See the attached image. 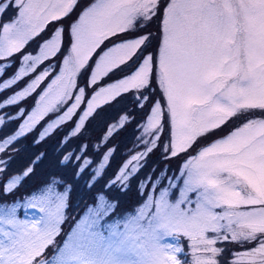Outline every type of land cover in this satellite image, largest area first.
<instances>
[{
    "label": "snow or ice",
    "instance_id": "1",
    "mask_svg": "<svg viewBox=\"0 0 264 264\" xmlns=\"http://www.w3.org/2000/svg\"><path fill=\"white\" fill-rule=\"evenodd\" d=\"M79 6L80 0H0V73L8 67L3 61L21 53L49 23ZM10 8L15 15L5 22ZM157 16L161 32L155 56L144 54L152 34L141 31L114 44L99 56L94 68L89 67L105 40L140 31ZM69 37L59 74L18 130L6 139L0 137V153L7 155L14 141L69 100L74 102L48 124L41 140L74 115L78 122L73 121L70 134L77 135L103 104L134 90L139 93L138 103L148 106L143 127L148 139H142L144 151L133 155L111 183L126 185L143 167L141 162L160 146L166 121L165 158L182 154L187 158L179 175L165 177L167 187L152 183V192L158 195H148L120 219L105 221L115 205L101 197L100 204L89 209L59 244L68 190L58 191L53 181L27 198L0 202V264H220L219 257L226 251L217 247L221 243L250 245L232 252L225 264H264V116L245 119L226 135L197 146L242 114L264 113V0H90L70 26ZM63 42L60 26L38 54L23 55L24 66L0 84V91L57 56ZM134 58L139 63L131 73L98 87L85 101L89 84L97 85ZM84 72H90V80L79 87L78 77ZM48 76L45 69L22 91L0 101V109L29 96ZM154 80L164 104L145 95L152 91ZM73 90L78 92L74 98ZM82 103L86 107L78 114ZM24 114L23 109L18 113ZM0 125H5L4 116ZM108 159L109 155L103 156L96 175L102 174ZM91 163L85 160L80 171ZM9 167L8 160L0 159V196L12 194L33 172L28 166L8 173ZM173 190L179 192L174 201ZM21 209L23 217L18 215ZM49 248L53 249L50 256Z\"/></svg>",
    "mask_w": 264,
    "mask_h": 264
},
{
    "label": "trees",
    "instance_id": "2",
    "mask_svg": "<svg viewBox=\"0 0 264 264\" xmlns=\"http://www.w3.org/2000/svg\"><path fill=\"white\" fill-rule=\"evenodd\" d=\"M88 3H90V0H80V6L67 16L69 17L67 21L65 20L67 17H64L58 22L49 23L38 38L29 41L21 53L14 54L12 59L15 64L21 61L20 59L25 53L36 51L41 41L50 36L53 26H59L61 22H64L63 26L69 24ZM14 13L10 12L8 15L6 13L3 19L14 17ZM141 31L152 34L151 43L145 49L144 54L151 52L155 56L161 32V19L159 16L154 18L140 31L127 32L105 40L93 55L92 60H90V66H94L96 58L105 49L118 41L140 35ZM66 48L67 46L64 44L61 52L56 56L57 59L65 54ZM49 61L46 60L38 65L34 73L43 69ZM138 63L139 60L134 58L127 65L121 66L119 70L109 73L100 83H108L131 73ZM58 65L59 63H54L53 71L58 70ZM10 69L11 66L6 71V74H8ZM46 82L40 86V91L44 88ZM23 85L22 81H20L18 84L0 91V101L8 98L14 93L13 91L16 88ZM151 87L152 91L145 92V95H148L152 100H160L162 103H165L161 89L157 86L155 80ZM39 92L36 91L35 93ZM25 100L26 98L15 105H5L3 109H0V116L5 117V125H0V137L6 139L8 135L18 130L20 118L16 117L15 114L20 111L17 107L21 108ZM30 101L29 103H31ZM141 105H143V102L138 103L134 91L123 93L98 108L93 117L89 118L86 122L81 132L75 136L70 134L75 126L73 124L75 120L73 119L61 124L52 134L41 140L40 132L47 123L46 119L41 120L31 132L26 133L25 136L19 137L18 141L13 142L14 148L9 146L6 149L7 155L0 153V159L9 161L10 167L7 169L8 173H19L28 166L33 167V172L22 181L12 194L1 196L2 201L24 197L55 181L61 191L68 190L69 192V207L66 210L67 223L63 226L64 230H67L66 226L68 224H72L70 219L77 218L88 207L94 205L100 195H106L110 200L115 201L117 205L116 211L119 214L136 208L148 195V190L143 189L142 181L146 182L148 177H152L154 181L161 173L170 175L178 172L180 166L187 158L183 154L179 157L165 158L163 145H167L169 141V127L166 121L161 140L158 142L160 146L146 157L143 167L130 177V183L126 187L120 183L115 185L111 183L115 180L124 162L138 149L143 148L140 134L146 114L148 113V106L144 105L142 107ZM23 110L26 111L27 108L25 107ZM261 116H264V113L259 110L242 114L239 119H232L226 126L202 138L197 146L205 145L213 139L226 135L232 129L238 127L245 119ZM9 117H13L14 119H9ZM123 118L126 119L125 122L111 131L113 126L119 124ZM106 154L109 155V159L105 163L104 170L102 174L96 175V169ZM65 156H71V159L64 160ZM76 157H80V159H76ZM85 160H90L92 163L81 172L80 168ZM111 215H114V213L112 212ZM219 245L226 249L223 255L219 257L220 264H225V261L230 260L232 258L231 253L235 252L236 248L243 249L250 246L245 244L243 247L241 245L236 247L237 243H221Z\"/></svg>",
    "mask_w": 264,
    "mask_h": 264
},
{
    "label": "rangeland",
    "instance_id": "3",
    "mask_svg": "<svg viewBox=\"0 0 264 264\" xmlns=\"http://www.w3.org/2000/svg\"><path fill=\"white\" fill-rule=\"evenodd\" d=\"M10 12H15V9L14 8H10L8 11H7V15L10 13ZM15 14V13H14ZM80 14V13H79ZM78 14V15H79ZM78 15H77V17L72 21V22H70L69 24H65L64 26H63V24H64V22H61L60 23V25L58 26H56V27H52L51 29H52V32L50 33V36L49 37H47V39H44L43 41H41V43L39 44V46L37 47V50L36 51H34V52H28V53H25L24 55H26V54H33V55H35V54H38V52H39V48H40V46L46 41V40H48L50 37H51V35L53 34V32H54V30L57 28V27H60V26H62L63 28H64V42H63V47H64V44L67 46V48H66V50H65V54L61 57V58H59V59H57L56 58V56L55 57H51L49 60V63L43 68V69H41V70H38L36 73H34V72H29L28 73V75L27 76H25V77H22L21 78V80H19V81H17L16 82V84H18L20 81H22V83L24 84L23 86H19L18 88H16L13 92L14 93H12L11 95H14L16 92H19V91H22L24 88H26L31 82H32V80H34L38 75H40V73H42L45 69H48L49 70V76L48 77H46L45 78V80L44 81H42L41 83H40V85L36 88V90L34 91V92H32L29 96H26V97H24V98H26V100H25V102H24V105H21V108L20 107H17V109H19V110H21V109H23V108H27V110L26 111H24V115L23 116H20V115H18V113L17 114H15V116L16 117H18V118H20L19 119V121H20V124H22L23 123V121L27 118V115H29V114H31V112L33 111V109L37 106V104H38V102H39V97H40V95H42L43 94V92L47 89V87H48V85L49 84H51V82H52V80L53 79H55V76L56 75H58L59 74V71H60V68L62 67V59H63V57L67 54V50H68V48H69V46H70V37H69V28H70V26L77 20V18H78ZM68 18L69 17H67V18H65V20L67 21L68 20ZM11 19V18H10ZM9 19H4V21L5 22H7ZM46 29V28H45ZM146 33H148V32H146ZM41 34V33H40ZM40 34H39V36H40ZM39 36H37L36 38H38ZM35 38V39H36ZM129 39V38H128ZM124 40H127V39H124ZM122 41V40H121ZM120 41H118L117 43H119ZM117 43H115V44H117ZM114 45V44H113ZM113 45H111L110 47H108L107 49H105L100 55H103V53L105 52V51H107L109 48H111ZM101 46V45H100ZM98 50V49H97ZM96 50V51H97ZM95 54V53H94ZM93 54V55H94ZM99 55V56H100ZM23 57V56H22ZM21 57V61H18L16 64H15V62H14V60L12 59V57L11 58H9L8 60H6V61H3L2 63H6L7 65H8V67H7V69L5 70V72L4 73H0V84H2L3 82H4V80H6V79H12L16 74H18V72H19V69L22 67V66H24V64H25V62L23 61V58ZM99 59V57H97L96 58V60H98ZM30 63V62H29ZM54 63H59V68H58V70H56V71H53V67H54ZM10 66H11V69L9 70V72H8V74H6V71L10 68ZM89 67L90 68H94V66H90V64H89ZM37 68H38V66H37ZM36 68V69H37ZM53 71V72H52ZM88 74V75H87ZM129 74V73H128ZM128 74H126V75H128ZM52 75V76H51ZM126 75H124V76H122V77H120V78H118V79H115V80H113V81H111V82H108V83H100L101 82V80L98 82V84L97 85H90L89 84V86L87 87V89H86V96H85V101H87L89 98H90V96L93 94V92H94V90H96V89H98V87H104V86H107V85H110V84H112V83H114V82H116V81H118V80H120L121 78H123V77H125ZM51 76V77H50ZM50 77V78H49ZM85 77H86V80H85ZM90 80V72H85V73H83L81 76H79L78 77V86L79 87H85V85H86V83L88 82ZM45 81H47L46 82V85L44 86V88L40 91V86L42 85V84H44V82ZM16 84H14V85H16ZM11 86H13V85H11ZM10 86V87H11ZM4 90V89H3ZM39 92V93H35V92ZM134 91V90H133ZM135 92V91H134ZM78 94V92H76V90H73V93H72V95H73V98L75 97V95H77ZM10 95V96H11ZM135 95L138 97L139 96V94L137 95V93L135 92ZM23 98V99H24ZM22 99V100H23ZM29 100H31L30 102L31 103H29ZM21 101V100H20ZM160 101V100H159ZM19 102V101H18ZM74 102V99H72V100H69L67 103H65V104H63L62 106H59L58 107V110H56V111H53V112H50L48 115H46L45 117H44V119H46L47 120V123L45 124V126L43 127V129L41 130V132H40V134L47 128V126H48V124L49 123H52L53 121H55L56 119H58V117L59 116H61V115H63V113L67 110V108L68 107H70L71 106V104ZM140 102H143V101H140ZM161 102V101H160ZM67 104V105H66ZM161 104H164V103H162L161 102ZM86 107V104L85 103H82L81 105H80V109H77V113L79 114V112L82 110V109H84ZM62 108H64L63 110H62ZM75 120V121H77V116L76 115H74L73 116V118H72V120ZM71 120V121H72ZM125 118H123L122 120H121V122L119 123V124H117L115 127H113L112 129H111V131L112 130H114L116 127H118V126H121L124 122H125ZM67 121H69V120H66L65 122H67ZM64 122V123H65ZM78 122V121H77ZM144 125H145V121H144V123H143V126H142V130H141V143H142V139L143 140H147L148 139V137L147 136H145L144 135V133H143V127H144ZM75 127V126H74ZM56 130V129H55ZM55 130H53V132L55 131ZM53 132H51L50 134H52ZM143 144V148L141 147L140 149H138L134 154H132L125 162H124V164L123 165H125L126 163H127V161L128 160H130L131 159V157L133 156V155H135V154H137V153H139V152H143L144 151V147H145V145H144V143H142ZM159 144V143H158ZM145 161H142L141 163L143 164ZM104 163H106V162H104ZM183 164V163H182ZM182 166V165H181ZM181 166H180V168H181ZM123 167V166H122ZM180 168H179V170H180ZM121 170V169H120ZM179 170H178V172H176V173H172V174H164V173H161L160 175H159V177L158 178H156L154 181H151V182H149L148 180L143 184V189L145 190V189H147L148 190V195H158V192L157 193H153L152 192V187H151V184L152 183H155L156 184V186H157V188H159V187H167L168 186V181L165 179V177H169V178H171V177H173L174 175H179ZM120 172V171H119ZM119 174V173H118ZM117 174V175H118ZM130 183V180L127 182V184L126 185H123L124 187H126L128 184ZM147 185V186H146ZM46 187V186H45ZM44 187V188H45ZM56 188H57V190L58 191H61L59 188H58V186L56 185ZM43 189V188H42ZM42 189H40V190H42ZM40 190H38V191H34V192H32V193H30V194H28V195H25L24 197H20V198H27V197H29L30 195H32L33 193H38ZM63 191H65V190H62L61 192H63ZM147 195V196H148ZM179 196V192L177 191V190H173V192H172V195H171V199L174 201L177 197ZM101 197H103L108 203H111V204H113V205H115V207L109 212V214H108V216L107 217H105V221H107L108 223H111V222H113L114 220H116V219H120L122 216H124V215H127V214H129V213H132L133 211H134V209H136V208H138L140 205H138L136 208H134V209H132V210H130L129 212H126V213H122V214H119L116 210H117V205H116V202L115 201H112V200H110V198H108L106 195H100L99 196V199L97 200V202L96 203H94V205H91L90 207H88L82 214H80V215H78L77 216V218H74V219H70V221L72 222V224L71 225H67L66 226V228H67V230H64L65 228H63V226L65 225V223H67V221L65 220V222L63 223V225H62V231H61V234H60V236L57 238V243L59 244V243H61L65 238H66V235L69 233V232H71V230L75 227V225H76V223L89 211V209H92V208H95V207H97L99 204H100V202H101ZM20 198H14V199H12V200H10V201H2V197L0 196V202H4V203H8V204H10V203H12V202H14L15 200H17V199H20ZM147 198V197H146ZM145 198V199H146ZM144 199V200H145ZM112 212L114 213V215H111L112 214ZM18 215H21V217H23V210L21 209L19 212H18ZM66 217H67V212H66ZM63 232H65L64 233V235L62 236V234H63ZM62 236V237H61ZM183 243H184V247H185V251L187 252L188 251V245H187V241H183ZM237 246H240V244H237L236 245V247ZM217 247H221L219 244L217 245ZM250 247V246H249ZM222 248V247H221ZM248 248V247H247ZM244 249V248H243ZM243 249H235V252L236 251H242ZM52 253H53V249L52 248H49L48 250H47V254L50 256V255H52ZM183 258V257H182ZM220 260V259H219Z\"/></svg>",
    "mask_w": 264,
    "mask_h": 264
}]
</instances>
